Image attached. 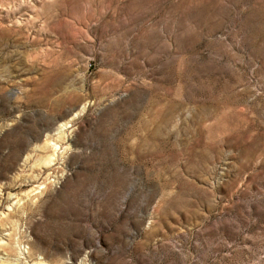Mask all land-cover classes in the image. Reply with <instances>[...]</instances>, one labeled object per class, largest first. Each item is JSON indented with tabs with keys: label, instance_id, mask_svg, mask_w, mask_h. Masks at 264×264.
I'll use <instances>...</instances> for the list:
<instances>
[{
	"label": "rangeland",
	"instance_id": "374dc122",
	"mask_svg": "<svg viewBox=\"0 0 264 264\" xmlns=\"http://www.w3.org/2000/svg\"><path fill=\"white\" fill-rule=\"evenodd\" d=\"M5 260L264 264V0H0Z\"/></svg>",
	"mask_w": 264,
	"mask_h": 264
},
{
	"label": "bare ground",
	"instance_id": "6f19581e",
	"mask_svg": "<svg viewBox=\"0 0 264 264\" xmlns=\"http://www.w3.org/2000/svg\"><path fill=\"white\" fill-rule=\"evenodd\" d=\"M46 144V143H45ZM45 147V146H44ZM52 156H51V154H48V155H46V156H42V157H40L39 159H38V161H36V163L35 164H43V165H46V164H50L51 162H52ZM36 251L37 250H35V249H31L30 250V256H32V255H34L35 253H36ZM9 262L10 261H4V264H9Z\"/></svg>",
	"mask_w": 264,
	"mask_h": 264
}]
</instances>
